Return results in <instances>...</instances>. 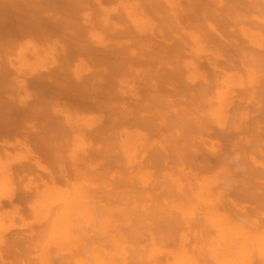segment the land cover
Returning <instances> with one entry per match:
<instances>
[{
    "label": "bare ground",
    "instance_id": "bare-ground-1",
    "mask_svg": "<svg viewBox=\"0 0 264 264\" xmlns=\"http://www.w3.org/2000/svg\"><path fill=\"white\" fill-rule=\"evenodd\" d=\"M0 264H264V0H0Z\"/></svg>",
    "mask_w": 264,
    "mask_h": 264
}]
</instances>
